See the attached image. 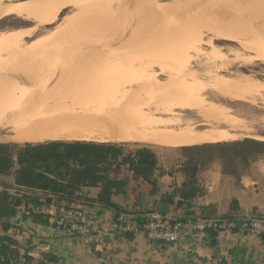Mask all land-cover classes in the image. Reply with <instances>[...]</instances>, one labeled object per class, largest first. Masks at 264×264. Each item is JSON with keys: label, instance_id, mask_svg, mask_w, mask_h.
Here are the masks:
<instances>
[{"label": "rangeland", "instance_id": "obj_1", "mask_svg": "<svg viewBox=\"0 0 264 264\" xmlns=\"http://www.w3.org/2000/svg\"><path fill=\"white\" fill-rule=\"evenodd\" d=\"M65 17L71 23L60 30ZM35 26L12 10L0 18V36L25 35ZM41 27L19 41V50L9 43L0 53V64L13 61L0 73V103L37 100L34 108L47 110V104L129 101L170 122L160 129L222 131L224 150L264 142V0H78ZM57 28L67 33H60L62 41L36 47V39ZM11 130L0 129V143L17 142ZM219 151L201 155L213 162Z\"/></svg>", "mask_w": 264, "mask_h": 264}, {"label": "crops", "instance_id": "obj_2", "mask_svg": "<svg viewBox=\"0 0 264 264\" xmlns=\"http://www.w3.org/2000/svg\"><path fill=\"white\" fill-rule=\"evenodd\" d=\"M95 143L118 145L123 153L148 149L155 155L154 176L158 190L141 178H135L129 166L120 165L112 177L126 182L125 194L113 197L125 214L150 213L160 199L180 187L185 176L179 172L183 158L181 147H167L149 143H115L98 140H49L44 142H3V145H49L51 143ZM129 144V145H128ZM134 144V145H130ZM138 144V145H137ZM197 144L185 147H195ZM11 186L13 181L6 178ZM199 183L205 194L194 201L198 217L212 218H264V154L248 163L235 161L228 165L221 159L213 160L199 172ZM98 188H85L83 199L74 202L51 203L37 212L51 215V226L44 227L24 219L20 210L9 222L17 228L4 232L0 225V238L14 237L20 255L28 253L36 264L45 262L47 255L57 258L48 264H264V238L234 233H194L190 229L182 240L173 245L155 244L143 234H115L111 239H86L68 234L54 223L57 217L84 224L89 230L110 229L115 223V212L105 210L94 200ZM178 213V212H177ZM171 207L170 215H176Z\"/></svg>", "mask_w": 264, "mask_h": 264}, {"label": "trees", "instance_id": "obj_3", "mask_svg": "<svg viewBox=\"0 0 264 264\" xmlns=\"http://www.w3.org/2000/svg\"><path fill=\"white\" fill-rule=\"evenodd\" d=\"M229 144H207L195 147H181L178 152L183 158L179 172L185 176L184 183L172 193L160 199V203L171 206L180 222H195L194 201L205 194L199 183V172L210 162L202 158L203 151L218 149L220 159L231 165L235 161L248 163L249 155L264 154V142L245 140L235 143L236 150H224ZM243 149L241 153L239 150ZM233 155V156H232ZM155 155L148 149L123 153L118 145L95 143H51L49 145L26 144L0 145V225L4 232L17 228L9 220L20 210L24 219L48 227L51 215L37 212L47 206V198L56 202H74L83 199L85 188H98L94 200L105 210L115 212L116 219L124 213L122 207L113 202L116 195L125 194L127 184L112 177L120 165H128L135 178L148 182L156 194L158 187L154 176ZM6 178L13 181L12 186ZM153 212V211H152ZM145 213L135 214L134 222L141 225ZM62 229V228H61ZM213 239L219 233L209 231ZM76 236V235H74ZM264 238V237H263ZM14 237L0 238V264H36L24 253L20 255ZM57 258L45 257L41 264L56 263Z\"/></svg>", "mask_w": 264, "mask_h": 264}, {"label": "bare ground", "instance_id": "obj_4", "mask_svg": "<svg viewBox=\"0 0 264 264\" xmlns=\"http://www.w3.org/2000/svg\"><path fill=\"white\" fill-rule=\"evenodd\" d=\"M73 1L74 0H31L28 2L17 3V2L10 1V0H0V18L4 17L5 15H8L13 10V13L15 15L21 17V18H23V17L25 19H31L32 18L36 21V26L32 30L28 31L26 34L24 33L25 35H12L11 34V36H0V53L2 52L3 48H6L10 45L9 43H12L14 48L18 49L19 41L23 37L31 38L33 36V34H35L38 29L42 28L41 26L44 23H46L49 19H51L53 17L55 12L60 7L70 5V4L75 5V3L78 2V0H76V2L75 1L73 2ZM74 17L76 18L77 15ZM74 17H72V18L74 19ZM67 18L68 17H65V20H64L65 23H67V21H69V19H67ZM73 19H72V21H73ZM69 22L71 23V20ZM69 22L66 25H62V28L60 30L64 29L66 26H68ZM59 26H58V28H59ZM58 28L55 29L54 32L50 31L46 35L36 39L35 44L38 43L41 47V44H42V46L43 45L48 46V45H51L52 43H54V45H55L56 42H54V41H58V40L62 41L63 40L62 37L64 36L65 33H64V31H62V32L60 30L58 31ZM55 31H57V32H55ZM60 33L61 34L64 33V34H62L63 36ZM59 35H60V39H59V37L57 38V36H59ZM69 37L70 36H68V39H69ZM35 44L33 42L34 47H35ZM38 44H36V47ZM12 45H10V46H12ZM58 45H60V44H58ZM56 46H57V44H56ZM30 49H32V48H30ZM10 54H12V53H10ZM0 58H1V55H0ZM7 61L0 64V73H2V75H3V68L6 69L8 66H10V63L12 64V62H13L11 60L8 62ZM0 62H1V59H0ZM15 63H13V64H15ZM32 63H33V60H32ZM17 66H16V68H17ZM20 68L22 69L21 66H20ZM32 68H34V67H32ZM2 75H1V77L3 78ZM73 75H75V74H73ZM3 79H5V77ZM11 79L13 81V78H11ZM76 79H77V77H76ZM0 81H1V78H0ZM7 81H5V82H7ZM12 81H10V85H11ZM49 82H51V81H49ZM84 82H85V80H84ZM15 84L12 83L11 86H14ZM0 85H2V83H0ZM7 85L9 87V82H7ZM7 85H3V86H6V89H7ZM15 87H16V85H15ZM66 87H67V85H66ZM13 88H12V90H13ZM4 89H5V87H4ZM16 90H18V89H16ZM21 90L19 89V91H21ZM131 90H133V88ZM9 91H11V88ZM125 91H126V89H125ZM11 92L13 93L16 91L13 90ZM53 92H54V89H53ZM4 93H5V91H4ZM6 93L8 95L9 92H6ZM63 93H66V91ZM128 93H129V91H128ZM128 93H126V94H128ZM58 95H59V93H58ZM64 96L67 97V95H64ZM12 97H13V95H12ZM37 99H39V98H37ZM55 99H57L56 96H55ZM61 99H62V97H61ZM63 99H65V98H63ZM72 99H73V97H72ZM117 99L120 100L119 98H117ZM10 100H12V98L9 99V101ZM75 100L77 103V98ZM75 100L73 102H75ZM9 101H3V103H0V129L11 128L12 129L11 131L14 135L13 136L14 138L13 137L12 138H13V140L15 139L17 142H32L33 143V142H44V141H49V140H98V141L115 142V143H135L136 142V143L156 144V145L167 146V147H185V146L193 145V144H215V143L223 141L225 136H226V135H224L225 133H222V131H221V133H220V131L215 132V133H212V132L210 133V132H206V131L205 132L204 131L192 132V131H186V130L177 132L174 130L160 129L161 127H163V125H165L164 122H167L168 120L164 121V118L162 119L163 122L160 120H157L155 118H158V116L154 118L156 112H150V111H147L143 108H137V107L129 106L127 104L129 101L126 103L124 101V99H123L124 102L117 101V100L116 101H105L104 100V102L93 103V104H90L89 102L86 104H81V105H79V104H77V105L73 104L72 105L71 104L72 106L69 105L70 103L69 104L67 103V105H63L61 103L65 107L57 106L58 102L56 104L57 107L53 106L54 104L52 106L48 105V104L46 105V103L48 101V99H46V101H45L46 103L44 102L45 103L44 105L47 106V110H41L40 108L39 109L34 108L36 104L34 106H33V104L37 100L36 101L32 100L33 104L30 103V104H32L31 106L29 104L28 105L23 104V106H22L18 102H11V101L9 102ZM33 101H35V102H33ZM42 101H44V100H42ZM30 102H31V100H30ZM49 102H50V100H49ZM67 102H68V100H67ZM69 102H71V101H69ZM39 103L43 104L42 102H39ZM51 103H54V101H51ZM64 104H66V102ZM57 112L59 114H57ZM167 112H169V111H167ZM163 113L166 114L165 112H163ZM206 117H208V116H206ZM169 120H171V119H169ZM207 120H208V118H207ZM168 122L166 124L170 123V122L169 123ZM190 128H192V127H190ZM12 138H9V139H12Z\"/></svg>", "mask_w": 264, "mask_h": 264}, {"label": "built area", "instance_id": "obj_5", "mask_svg": "<svg viewBox=\"0 0 264 264\" xmlns=\"http://www.w3.org/2000/svg\"><path fill=\"white\" fill-rule=\"evenodd\" d=\"M178 215H160L155 211L144 214L141 225H136L134 216L121 214L110 229L91 231L84 224L67 221L63 217L54 219L57 227L62 228L70 235L86 239H101L106 241L115 234H143L155 244L173 245L179 243L184 234L190 229L194 233L208 234L209 231L217 233H234L237 235H251L264 237V218H212L199 217L195 222L183 223Z\"/></svg>", "mask_w": 264, "mask_h": 264}, {"label": "water", "instance_id": "obj_6", "mask_svg": "<svg viewBox=\"0 0 264 264\" xmlns=\"http://www.w3.org/2000/svg\"><path fill=\"white\" fill-rule=\"evenodd\" d=\"M13 2H17V3H22V2H28L31 0H10ZM47 203L50 204L51 203V198H47ZM156 213L160 214V215H170L171 213V206L163 204V203H158L155 207L154 210Z\"/></svg>", "mask_w": 264, "mask_h": 264}]
</instances>
